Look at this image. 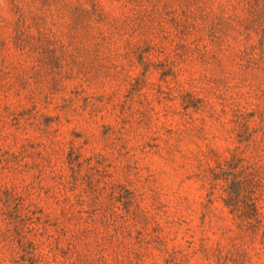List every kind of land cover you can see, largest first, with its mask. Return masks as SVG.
Masks as SVG:
<instances>
[{"label":"rangeland","instance_id":"1","mask_svg":"<svg viewBox=\"0 0 264 264\" xmlns=\"http://www.w3.org/2000/svg\"><path fill=\"white\" fill-rule=\"evenodd\" d=\"M0 264H264V0H0Z\"/></svg>","mask_w":264,"mask_h":264}]
</instances>
